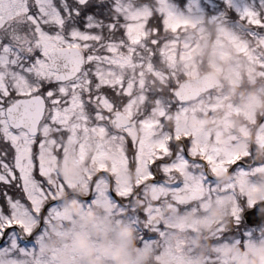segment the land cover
Instances as JSON below:
<instances>
[{"label": "snow or ice", "instance_id": "obj_1", "mask_svg": "<svg viewBox=\"0 0 264 264\" xmlns=\"http://www.w3.org/2000/svg\"><path fill=\"white\" fill-rule=\"evenodd\" d=\"M184 19L221 24L264 77V0H0V264H62L42 247L57 220L76 226L61 193L82 192L84 208H103L98 225L119 216L142 244L170 250L167 226L151 223L154 209L134 205L148 183L165 196L223 198L237 222L238 195L258 210L234 185L217 187L216 163L230 172L247 156L229 159L214 136L203 153L193 151L191 136L174 132L156 146L169 131L160 109L184 102H166L145 76L159 79L157 65L181 39L169 24ZM70 156L86 169L77 179L58 168ZM124 173L137 179L126 181ZM65 247L72 264H82L70 240Z\"/></svg>", "mask_w": 264, "mask_h": 264}, {"label": "rangeland", "instance_id": "obj_2", "mask_svg": "<svg viewBox=\"0 0 264 264\" xmlns=\"http://www.w3.org/2000/svg\"><path fill=\"white\" fill-rule=\"evenodd\" d=\"M208 21L210 22L211 32H214L213 41H209V26L205 25V20L198 22H194L190 19L171 21L169 26L173 31L180 27L185 34L183 38L180 39L182 40L181 48L179 47L177 50L176 42L173 41V51L166 54L163 59L172 66L171 68L179 69L180 65L184 73L189 76H197L198 67L201 63V54L204 49H207V51L210 52V61L215 67L214 71L222 77L226 86L220 89L219 92H217L218 90L209 91L195 101L184 102V105L180 107L179 110L166 111V105L162 107L160 112L164 115V123L161 127L167 128L169 131L157 142L156 146L164 147L167 140L173 134V131L175 137L192 135L193 151L204 152L209 146V137L214 136L219 142L220 147H226L228 149V158L230 159L234 149H241V144H233L232 146L229 144L228 138L234 136L233 131L237 127L238 129L242 127L241 120H236L234 115L244 113L246 115L249 114L248 117L254 119L252 116V103L254 100H259V95H251L244 98L241 102L242 104L236 103L230 95L231 89L238 82H245L249 91L253 87L252 83L261 85L264 82V77H260L257 74L255 61L249 54L246 46L236 41L221 24L214 20ZM146 78L147 76H145V81ZM171 100H174L173 96L166 98V102ZM237 122L238 125L236 127L234 124ZM231 128H233L232 132ZM258 141H260L262 145L264 144V128L258 133ZM71 162H74L72 171L60 173L69 179H77L82 172L86 171L78 157L70 156L67 159L61 160L58 164V168L60 169L61 164H63L67 169V166ZM100 166L104 167L105 165L101 164ZM113 168L115 169V165ZM215 168L217 176H222V174L227 172L223 160L217 162ZM256 174H259L260 177ZM146 175L145 173L143 179H146ZM123 176L126 181H135L137 179L135 173H124ZM233 185L237 193H243L250 196L252 200L257 201V194L264 191V165L252 168L251 170H246L240 166V168L238 167L233 171L227 180L217 182V187H232ZM198 195V192H172L170 195L165 196L159 189L154 188L150 183L145 185L142 193L137 194L134 205L137 208L138 206H142V208L151 206V208L154 209L151 223L158 215L163 214L168 216L171 223H164L161 221L160 225L167 226L168 239L172 242L174 250H170L169 246L160 244L144 245L141 243L139 237L138 240L135 238V242L139 246L151 249L153 256L147 262L137 259L134 261V264H199V261L196 259L198 251L196 248V239L197 234L202 231L204 225L211 226L210 239L212 243L217 245L224 241L238 240L241 244H244L248 240L264 239V223L254 230L251 228L246 229L241 238L240 235L237 234V231L231 235L224 236L228 231V228L224 225V220L228 218L230 223L233 220L231 208L223 202V198L221 200H205L201 203L197 200ZM71 197L72 196H69V198ZM237 199L241 208V219L242 204L248 205L247 197L238 195ZM176 200L183 201L187 206H178L175 202ZM214 205L221 207L225 213L224 219L216 220L210 217L209 213ZM113 207L115 206L113 205ZM231 207H237L235 199H233ZM99 208L102 211L98 217H102L105 214L104 209L101 207ZM165 209H168V211L166 212ZM201 209H203V211H201ZM189 217H192V219H189ZM73 218L76 220L75 217ZM120 225H127L133 229L136 228L119 216L108 217L103 226L97 224V219L93 225L88 226L78 223L77 220L75 227L71 224H65V228L56 229L55 235L59 238L61 243L58 248L51 252L58 253L59 256L63 252L69 253V264H72L71 251L65 247V241L70 240L72 246L79 251L82 264H86L84 253L72 243L70 238L72 233L79 228L89 236L94 246L99 248L103 237L94 235L93 228H99L102 232L107 233L109 241L116 244L118 242L117 229ZM221 229H223V232L220 231ZM65 230H69L68 235L63 234ZM134 236L136 237L135 232ZM205 242L206 241H202V243ZM205 264H220V262L217 257L209 256Z\"/></svg>", "mask_w": 264, "mask_h": 264}, {"label": "clouds", "instance_id": "obj_3", "mask_svg": "<svg viewBox=\"0 0 264 264\" xmlns=\"http://www.w3.org/2000/svg\"><path fill=\"white\" fill-rule=\"evenodd\" d=\"M257 109L264 110V99L253 101ZM74 162H71L67 169L61 164L60 172L72 171ZM229 174H222L221 180H227ZM83 193H79L82 195ZM79 195L69 198L67 193H61L62 203L68 213V215L76 218L77 222L85 226L93 225L97 217L101 214L99 207L84 208L83 202L79 199ZM257 202L264 201V191L257 194ZM260 212H264V205H261ZM167 212L168 209H165ZM210 217L216 220L224 219L225 213L221 207L214 205L209 213ZM192 219V217H189ZM171 223L168 216L158 215L156 217V223ZM230 221L225 219L224 225L228 226ZM70 227V226H69ZM55 228L57 230L65 228V224L60 220L55 222ZM211 226L204 225L201 232L197 234L196 259L199 264H205V261L209 256H215L219 260L220 264H264V239L260 240H248L244 244L240 241H224L221 244L212 243ZM93 234L102 236L103 239L100 242L99 248L94 246L93 241L89 238L85 232L77 228L71 235L72 243L84 253V259L86 264H134V261L139 259L140 261L147 262L152 256L151 249L142 248L135 242L134 229L127 225H120L117 229V243L113 244L109 241L108 234L102 232L99 228H93ZM202 241H206L202 243ZM61 241L55 235L51 233L44 240L43 247L45 251L51 252L52 250L60 246ZM98 253V254H97ZM62 264H69V253L63 252L59 256Z\"/></svg>", "mask_w": 264, "mask_h": 264}, {"label": "flooded vegetation", "instance_id": "obj_4", "mask_svg": "<svg viewBox=\"0 0 264 264\" xmlns=\"http://www.w3.org/2000/svg\"><path fill=\"white\" fill-rule=\"evenodd\" d=\"M252 88L248 91V87L245 82H238L235 84L230 92V95L233 100H235L236 103H240L244 100V98H247L251 95H259V100L264 99V82L261 85L253 84ZM218 90V91H217ZM216 91L219 92L220 89H217ZM253 111L252 116L254 119L248 117L249 114H235L234 118L236 120H241V129H238L237 125L234 124L237 128L233 131V128H231V132H234L233 137H229V144L231 146L233 144H241V149L235 150L232 152L231 158L235 156L245 157V164L241 167L248 170L252 168H257L259 166L264 165V144L262 145L260 141H258V133L260 130L264 128V110L257 109L255 106V103H252ZM238 118V119H237ZM193 139V136L190 135ZM180 138V137H178ZM177 138V139H178ZM193 144V140H192ZM203 153V152H201ZM230 158V159H231ZM238 168V167H237ZM236 168V169H237ZM240 168V167H239ZM227 170V169H226ZM233 173V171H228L225 174H229V176ZM258 177H260L259 174H256ZM218 179H221V176ZM262 177V176H261Z\"/></svg>", "mask_w": 264, "mask_h": 264}, {"label": "trees", "instance_id": "obj_5", "mask_svg": "<svg viewBox=\"0 0 264 264\" xmlns=\"http://www.w3.org/2000/svg\"><path fill=\"white\" fill-rule=\"evenodd\" d=\"M205 25L209 26V29H208L209 30V41H213L214 32H211L210 22L208 20H205ZM178 28L180 29L181 38H183L185 32H183L180 27ZM181 41L182 40L179 41L178 49L181 46ZM209 53L210 52H208L207 49L203 50V53L201 54V63L199 64V67H198V74L205 70L215 69V67L210 61ZM171 67L172 66L169 65L168 62L165 61V59H162L161 63L157 65L158 72L156 75L159 77V79H154L152 76L146 75L147 76L146 78L147 86L151 89L161 91L162 99H164L165 101H166V98H169V96H172L171 95L172 88H174L181 79L189 76L188 74L183 72L180 65H179V69L178 68L173 69ZM247 206L248 205H244V207H247ZM138 208H142V206H138ZM226 219L228 220V218ZM226 227L228 228V231L224 234V236L231 235L232 233L237 231V234L240 235V238L242 234H244V231L246 229H250V227H248L243 222L242 219H240L239 222L237 223L233 219L231 223Z\"/></svg>", "mask_w": 264, "mask_h": 264}, {"label": "water", "instance_id": "obj_6", "mask_svg": "<svg viewBox=\"0 0 264 264\" xmlns=\"http://www.w3.org/2000/svg\"><path fill=\"white\" fill-rule=\"evenodd\" d=\"M222 81L219 76L212 71H206L198 75L197 77H188L181 80L178 86L173 90L175 97L183 102L196 99L202 93L212 89L221 88ZM261 205H264V201L257 202V211H253L252 208H247L242 213L243 220L249 225H259L264 221V212H260ZM153 225L156 223V218L153 220Z\"/></svg>", "mask_w": 264, "mask_h": 264}]
</instances>
